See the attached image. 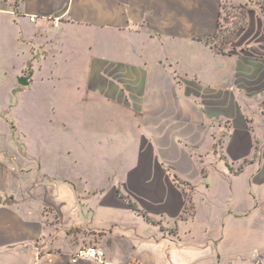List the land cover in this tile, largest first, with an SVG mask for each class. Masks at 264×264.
Here are the masks:
<instances>
[{"label":"crops","instance_id":"obj_1","mask_svg":"<svg viewBox=\"0 0 264 264\" xmlns=\"http://www.w3.org/2000/svg\"><path fill=\"white\" fill-rule=\"evenodd\" d=\"M226 1L0 0V264H264V0L217 52Z\"/></svg>","mask_w":264,"mask_h":264},{"label":"rangeland","instance_id":"obj_2","mask_svg":"<svg viewBox=\"0 0 264 264\" xmlns=\"http://www.w3.org/2000/svg\"><path fill=\"white\" fill-rule=\"evenodd\" d=\"M252 4L249 8H251ZM260 9V12H264V6H257ZM248 7L236 0H228L222 5L221 10V21L219 25L218 33L215 39L212 41L213 46L216 48L225 49V44L230 39H232L242 28L246 27V11ZM69 88L62 87L60 88V93L63 91H68ZM1 113V106H0ZM13 121L15 124L20 125L21 127L30 128L23 120L14 118ZM1 122V121H0ZM193 187L187 188V196L190 194ZM188 214H190V205L187 206Z\"/></svg>","mask_w":264,"mask_h":264},{"label":"built area","instance_id":"obj_3","mask_svg":"<svg viewBox=\"0 0 264 264\" xmlns=\"http://www.w3.org/2000/svg\"><path fill=\"white\" fill-rule=\"evenodd\" d=\"M31 21L34 22V18H31ZM105 257L104 250L96 245H91L88 247L81 248L77 250L71 257L70 262L72 264L77 263L80 260L84 261H96L102 263ZM257 262H260L261 257H255Z\"/></svg>","mask_w":264,"mask_h":264},{"label":"water","instance_id":"obj_4","mask_svg":"<svg viewBox=\"0 0 264 264\" xmlns=\"http://www.w3.org/2000/svg\"><path fill=\"white\" fill-rule=\"evenodd\" d=\"M18 82L22 86H27L28 85V77H21L18 79Z\"/></svg>","mask_w":264,"mask_h":264},{"label":"trees","instance_id":"obj_5","mask_svg":"<svg viewBox=\"0 0 264 264\" xmlns=\"http://www.w3.org/2000/svg\"><path fill=\"white\" fill-rule=\"evenodd\" d=\"M262 15L264 16V12H262ZM219 30V29H218ZM214 48H215V50L217 51V52H223L224 51V49H222V48H216L215 46H214Z\"/></svg>","mask_w":264,"mask_h":264}]
</instances>
